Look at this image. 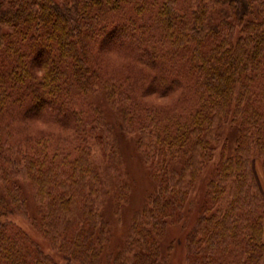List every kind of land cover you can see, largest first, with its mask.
Returning a JSON list of instances; mask_svg holds the SVG:
<instances>
[{"label":"trees","instance_id":"16d2710c","mask_svg":"<svg viewBox=\"0 0 264 264\" xmlns=\"http://www.w3.org/2000/svg\"><path fill=\"white\" fill-rule=\"evenodd\" d=\"M98 96L153 186L114 253L105 199L119 217L131 187ZM217 153L185 264H262L264 0H0V264H169ZM22 184L48 253L10 218Z\"/></svg>","mask_w":264,"mask_h":264},{"label":"rangeland","instance_id":"374dc122","mask_svg":"<svg viewBox=\"0 0 264 264\" xmlns=\"http://www.w3.org/2000/svg\"><path fill=\"white\" fill-rule=\"evenodd\" d=\"M93 101L103 110L107 120L114 126L116 137L119 143L120 153L125 165L127 181L131 187L130 201L121 212L119 217L113 215L109 197L105 199L107 203L104 205V217L109 222L111 227L112 240L110 242V250L114 253L123 242L124 235L129 228L132 216L139 212L142 207L145 194L150 193L153 189V186L150 180L147 178L143 162L135 150L134 137L126 136L120 131L119 119L116 113L107 106L102 96L95 97ZM223 137L227 139L229 151H233L235 148L236 126L227 125L225 127ZM217 159L218 153L215 156L212 164L204 170L194 188V191L190 197V201L187 205V211H189L187 221H185L184 225L181 224L171 226L167 230L166 237L162 241V250L168 255L169 264H185V248L183 243L184 236L186 231H188V229L192 226L193 220L196 219L199 214V209L203 201L205 185L209 178L212 166L217 162ZM256 164L264 171L260 161L257 158L252 162L253 171ZM22 186L24 188L25 197L27 200L26 216H24L25 218H22L14 215L10 218L21 228H23L43 249L44 252L48 253L50 248L36 232L32 225L33 220L37 217V208L31 194V187L29 184H22ZM169 247L171 250L168 252L167 249H169Z\"/></svg>","mask_w":264,"mask_h":264},{"label":"crops","instance_id":"0c3cea01","mask_svg":"<svg viewBox=\"0 0 264 264\" xmlns=\"http://www.w3.org/2000/svg\"><path fill=\"white\" fill-rule=\"evenodd\" d=\"M254 172H255V175H256V178L259 184V188L264 196V171L260 169L256 164L254 168ZM262 264H264V258H263Z\"/></svg>","mask_w":264,"mask_h":264},{"label":"clouds","instance_id":"9594fccd","mask_svg":"<svg viewBox=\"0 0 264 264\" xmlns=\"http://www.w3.org/2000/svg\"><path fill=\"white\" fill-rule=\"evenodd\" d=\"M39 74H42V73H41V71L38 70V75H39Z\"/></svg>","mask_w":264,"mask_h":264}]
</instances>
